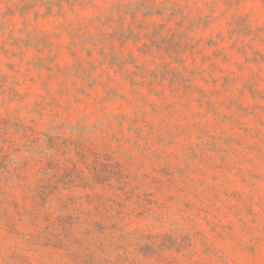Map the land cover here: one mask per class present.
<instances>
[{
  "label": "rangeland",
  "instance_id": "374dc122",
  "mask_svg": "<svg viewBox=\"0 0 264 264\" xmlns=\"http://www.w3.org/2000/svg\"><path fill=\"white\" fill-rule=\"evenodd\" d=\"M0 264H264V0H0Z\"/></svg>",
  "mask_w": 264,
  "mask_h": 264
}]
</instances>
